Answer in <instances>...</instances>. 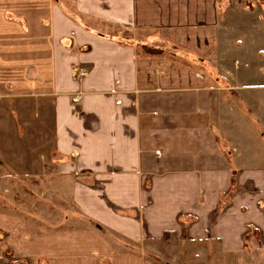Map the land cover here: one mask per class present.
Here are the masks:
<instances>
[{"label":"crops","instance_id":"crops-1","mask_svg":"<svg viewBox=\"0 0 264 264\" xmlns=\"http://www.w3.org/2000/svg\"><path fill=\"white\" fill-rule=\"evenodd\" d=\"M262 38L264 0H0V97L38 102L49 128L28 129L41 148L14 137L3 153L57 188L40 223L0 209L2 264H148L130 250L166 232L214 239L222 264H264V150L241 129L264 98L220 56L264 52L241 48ZM208 72L239 97L223 103Z\"/></svg>","mask_w":264,"mask_h":264},{"label":"rangeland","instance_id":"rangeland-1","mask_svg":"<svg viewBox=\"0 0 264 264\" xmlns=\"http://www.w3.org/2000/svg\"><path fill=\"white\" fill-rule=\"evenodd\" d=\"M263 41V38L257 39L255 42L244 41L241 48L243 50L250 48L256 51L262 50L264 48ZM220 56L221 61H224L223 66L236 75L237 80L244 88L248 85L251 86L250 88L252 89L251 92L254 93V98H264V52H220ZM207 77L210 79L211 83L213 82L216 85V91L220 93L223 103L231 101L232 98L239 97L238 90L232 88L230 82L231 76L228 77L225 74L218 75L215 72H210ZM7 100V97H0V209L8 212L16 211L19 215L27 214V218H32L40 223L42 209H49L48 214L51 217L56 214L51 205L53 201L41 199L42 193L56 192V186L50 184L49 186L42 185L39 179L41 177V170L39 168L37 170L25 169L23 164L19 162V160H23L17 157L16 154H14V158L17 157L15 161L16 164L13 163V165H11V156L6 152L3 153V150L12 145L11 142H13L14 137L17 144H21L22 146L27 144L32 151L36 148H41V137L34 136L30 139L26 137V134L28 129L29 131L33 129L34 134L38 132L37 134L39 135L44 125H46L45 133H47L49 131L48 121L40 120L38 102H36V105L33 104L34 106H30L24 103V99H18V102L13 107ZM17 106L19 111L15 113L13 109ZM28 107L29 110L33 108L29 111ZM226 107L231 111L232 105H227ZM240 109L244 110V106L241 105ZM28 111H32L34 116L31 121L33 122L32 127H29V120L25 119V112L27 113ZM218 111L219 109H217V112ZM250 113L254 116L252 112ZM243 114H248V112L244 111ZM256 116V120H254L253 123L249 122L248 118H245V122L247 121V125L250 124L249 129L255 130L259 135L263 133L264 130V105L256 107ZM9 117L13 119L8 120ZM241 129L242 134H246V138L250 139L249 148L252 154H260V152L264 150L262 147L263 144L259 143L260 140L258 138L253 139V137L249 135L251 131L247 129L245 125H242ZM32 140L34 141L32 142ZM50 145L51 143L49 146ZM50 151H52L53 163L58 160V157L57 154L53 152V148ZM41 153L42 152H40L39 155V157H41L40 159H42L44 155ZM26 157L33 162L32 156L29 157V155H26ZM42 161L44 160L42 159ZM52 171L55 172L54 169H52ZM63 203L67 204L65 205V209H71L68 206L69 202ZM53 205L56 206V204ZM7 237L8 232L6 233L0 230V264L5 261L8 263L7 259L13 257L14 254L6 245ZM135 247L136 248H132L130 251L141 253L146 261H148V264H222L220 248L214 239L210 238L187 241L178 238L171 232H166L160 239L145 240L144 243Z\"/></svg>","mask_w":264,"mask_h":264},{"label":"built area","instance_id":"built-area-1","mask_svg":"<svg viewBox=\"0 0 264 264\" xmlns=\"http://www.w3.org/2000/svg\"><path fill=\"white\" fill-rule=\"evenodd\" d=\"M78 72H82L83 73L84 71L83 70H78L76 72L74 71V73H73L74 78H79V76L77 74Z\"/></svg>","mask_w":264,"mask_h":264}]
</instances>
